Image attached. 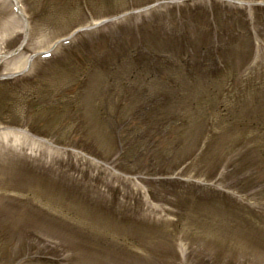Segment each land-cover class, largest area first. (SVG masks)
Wrapping results in <instances>:
<instances>
[{"label": "rangeland", "instance_id": "rangeland-1", "mask_svg": "<svg viewBox=\"0 0 264 264\" xmlns=\"http://www.w3.org/2000/svg\"><path fill=\"white\" fill-rule=\"evenodd\" d=\"M13 1L0 264H264V0Z\"/></svg>", "mask_w": 264, "mask_h": 264}, {"label": "bare ground", "instance_id": "bare-ground-1", "mask_svg": "<svg viewBox=\"0 0 264 264\" xmlns=\"http://www.w3.org/2000/svg\"><path fill=\"white\" fill-rule=\"evenodd\" d=\"M43 51H46V49H43L42 52H43Z\"/></svg>", "mask_w": 264, "mask_h": 264}]
</instances>
